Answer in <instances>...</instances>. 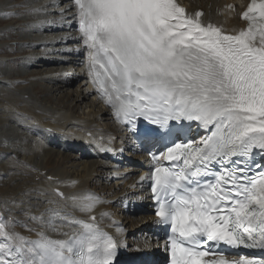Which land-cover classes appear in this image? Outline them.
<instances>
[{
    "label": "snow or ice",
    "instance_id": "snow-or-ice-1",
    "mask_svg": "<svg viewBox=\"0 0 264 264\" xmlns=\"http://www.w3.org/2000/svg\"><path fill=\"white\" fill-rule=\"evenodd\" d=\"M73 7L90 75L118 119L133 130L138 118L152 121L167 129L163 136L170 123L210 132L198 145L174 143L165 160L176 167L154 169L156 214L172 231L171 264H264L204 250L211 242L264 251V165L252 173L248 164L254 150L264 152V0H250L246 26L231 32L204 22L201 11L188 14L178 0H74ZM92 206L81 204L87 212ZM62 211L30 213L23 223L0 215V264H114L118 242L95 217L69 221ZM65 224L80 231H61Z\"/></svg>",
    "mask_w": 264,
    "mask_h": 264
},
{
    "label": "bare ground",
    "instance_id": "bare-ground-1",
    "mask_svg": "<svg viewBox=\"0 0 264 264\" xmlns=\"http://www.w3.org/2000/svg\"><path fill=\"white\" fill-rule=\"evenodd\" d=\"M23 1L25 4L0 0V39L15 33L19 44L17 56L9 58L5 55L7 50L2 51L9 42H0V105L28 132L25 146L13 147L17 141L10 143L12 147L0 142V181L8 182L0 191V215L21 223L30 213H44L49 208L63 210L61 215L66 213L69 221H88L94 216L99 228L118 240L123 253L118 264H162L165 252L160 253L159 248L165 243L158 219L151 212L148 190L154 165L119 125L115 111L93 82L74 0ZM249 1L178 3L188 14L201 11L204 22L231 32L246 26L240 16ZM17 12L22 17L5 24L9 17H17ZM14 60H20L22 65L10 71L8 66L16 63ZM13 77L19 78L12 80ZM24 82L29 85L17 86ZM66 96L72 100L70 104L64 101ZM5 127L8 132L13 131L8 122ZM108 146L112 147L111 153L103 151ZM99 180L111 186L102 185L103 189H99ZM13 181L16 183L10 184ZM56 190L64 196H57ZM85 201L93 205L91 212L82 210ZM127 202L129 207L125 206ZM137 203L142 209H137ZM119 204L121 207L115 209ZM25 208L29 212L21 211ZM128 222L131 228H127ZM16 231L35 237V233L20 225ZM61 231L71 234L80 228L65 224ZM50 235L64 238L56 232Z\"/></svg>",
    "mask_w": 264,
    "mask_h": 264
},
{
    "label": "rangeland",
    "instance_id": "rangeland-1",
    "mask_svg": "<svg viewBox=\"0 0 264 264\" xmlns=\"http://www.w3.org/2000/svg\"><path fill=\"white\" fill-rule=\"evenodd\" d=\"M19 2L20 3H23L24 2V4H25V1H23V0H19ZM55 2H57V0H55ZM55 5H57V3H55ZM16 16L17 17H13V16H11V17H9L7 20H6V22H5V24L6 23H8V22H10V21H13V20H15V19H18V18H21L22 17V15L19 13V12H17L16 13ZM17 32V31H16ZM16 40H17V35L15 34V33H13V34H11V35H7V37H5L4 39H0V42H2V41H5V42H9V45H8V47H5L6 49H3L2 51H5L6 52V50H7V52H9V53H5V55L7 54V56H9V58H11V57H14V56H17V53L18 52H16V49H17V47H19V44L16 42ZM11 51H13V52H11ZM18 51V50H17ZM15 61V60H14ZM16 63H12L10 66H8V67H10V68H8L10 71H12L13 69H12V67H15V68H20L21 67V65H22V62L20 61V60H18V61H15ZM21 62V63H20ZM2 67L0 66V69H1ZM31 70H33V69H31ZM1 72H3V71H1L0 70V73ZM68 73H70V71H68L66 74H65V76L66 75H68ZM0 76H3V75H0ZM16 78H19V77H13L12 78V80L13 79H16ZM29 85V83H26V82H24V83H18L17 84V86H24V87H27ZM58 97V95L56 94V98ZM56 98H54V99H56ZM90 100V99H89ZM57 101H58V99H57ZM64 101L68 104H70L71 102H72V100H70V101H68V97L66 96V97H64ZM87 102H88V100H87ZM56 103V102H55ZM56 104H58V103H56ZM62 105H64V103H61ZM0 127L2 128H0V131L2 132V134L4 135H1L0 134V139H2L3 137V139H2V141L0 140V142L2 143H0L1 145H4V146H9V147H12V145L11 144H13L15 141H17V143L15 144H13V147H14V145H15V147L17 146V145H22V146H25L26 144H27V141L26 140H28V132H27V130H26V128L23 126V125H21V123L18 121V119L15 117V116H8V114H7V112H5L4 111V109L3 108H1V105H0ZM79 111H82L81 109L79 110ZM3 114V115H2ZM7 114V115H6ZM12 118H13V120H12ZM9 121H11V122H9ZM4 122V123H3ZM5 122H8V123H10V128H11V131L12 132H8L7 130H6V127H5ZM14 122V123H13ZM18 123V125H17V127L19 128H17L15 125ZM4 124V125H3ZM21 125V126H20ZM13 126H15V127H13ZM25 128V129H24ZM4 130H5V132H4ZM15 130V131H14ZM24 130H26V131H24ZM20 131V132H19ZM24 132V133H23ZM27 132V133H26ZM5 133H8V134H5ZM17 133V134H16ZM20 133V134H19ZM26 133V134H25ZM14 134H16V135H14ZM22 134H25V135H23L22 136ZM6 135H8L9 137H11L10 138V140H9V137L7 136L6 137ZM25 136V137H24ZM27 136V137H26ZM23 138V139H22ZM14 139V140H13ZM17 139V140H16ZM8 142H7V141ZM12 141H14V142H12ZM4 142V143H3ZM24 142V143H23ZM11 143V144H10ZM10 144V145H9ZM21 146V147H22ZM17 147H20V146H17ZM3 179V178H2ZM102 181V182H101ZM14 183H16L15 181H13V182H10V184H14ZM101 183V184H100ZM106 184V185H105ZM6 185H8V182L6 181V179H3V182L1 183V181H0V191L1 190H3L5 187H6ZM102 185L103 186H107V188L108 187H110L111 186V184H109V185H107V182L106 181H104V180H99V183H98V187H99V189L102 187ZM101 189H103V188H101ZM96 190L98 191V189L96 188ZM12 195V194H11ZM123 204V203H122ZM121 204V205H122ZM121 205L119 204V205H115L114 206V208L115 209H117V208H120L121 207ZM129 205H130V203H129ZM129 205H127V204H125V206H129ZM118 210H120V209H118ZM115 212L116 213H118V211L117 210H115ZM120 213H121V211H119ZM121 215V214H120ZM141 215V214H140ZM142 216V215H141ZM129 225V226H128ZM135 225V224H134ZM126 226H128L127 228H131L132 227V224L131 223H127L126 224ZM134 229H137V227H134Z\"/></svg>",
    "mask_w": 264,
    "mask_h": 264
}]
</instances>
